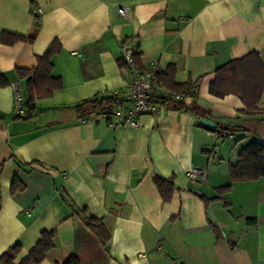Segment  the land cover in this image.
<instances>
[{"label":"crops","instance_id":"1","mask_svg":"<svg viewBox=\"0 0 264 264\" xmlns=\"http://www.w3.org/2000/svg\"><path fill=\"white\" fill-rule=\"evenodd\" d=\"M2 32L32 41L0 42V257L18 245L19 264L53 230L55 245L38 264L70 256L79 264H264V177L218 191L240 150L264 143V92L253 114L241 112L236 95L209 92L226 62L255 50L264 63V0H0ZM126 40L143 67L156 63L174 70L175 83L192 82L205 114L166 102L139 127L111 129L99 112L76 108L102 91L125 92L132 74L117 60ZM53 41L51 74L62 88L14 118L11 82L27 100L17 68L35 67ZM193 166L205 177L190 181ZM156 178L172 182L168 200ZM92 217L109 233L105 244Z\"/></svg>","mask_w":264,"mask_h":264},{"label":"trees","instance_id":"2","mask_svg":"<svg viewBox=\"0 0 264 264\" xmlns=\"http://www.w3.org/2000/svg\"><path fill=\"white\" fill-rule=\"evenodd\" d=\"M38 24V23H36ZM18 41H32V36H24L10 32H2L0 42L12 44ZM60 51V45L53 41L47 49L37 56V64L32 68H17L18 75L26 77L27 100L25 101L26 112L30 111L34 100L51 96L54 90L61 89L63 84L59 77L52 76V61L54 54ZM139 53L133 56L134 62L143 67L138 61ZM120 69H128L127 63L122 56L117 60ZM174 70L170 68L167 72H159L158 78L160 84L169 90L173 95L180 96L179 100H174L170 96L162 98L163 103H172V108L177 110H186L195 115L205 114V111L196 106L193 101L195 97V86L192 82L175 83L173 79ZM5 83V79L0 75V85ZM209 92L216 97H224L228 94L236 95L243 103V114H253L258 110L262 92H264V63H262L257 51H250L244 56L232 59L215 71V78L209 86ZM116 97L105 95L93 100L84 101L76 106L79 110L86 113L109 111L115 104ZM83 108V109H81ZM28 110V111H27ZM227 131H234L237 128H224ZM220 132L217 129L212 130ZM228 133V132H227ZM264 177V143L251 141L246 147L242 148L238 154V159L229 166L230 181L226 186L218 188L219 192L230 189L232 183L237 180H251ZM156 185L162 196V199L168 200L172 191V182L170 180L156 178ZM89 226L96 233L102 243L109 240L107 233L101 225H94L91 222L94 218H89ZM55 232L42 231L40 238L30 251V253L19 264H38L46 253L54 247ZM19 250L15 245L9 248L0 257L2 264H14L13 260ZM62 264H79L74 256H70Z\"/></svg>","mask_w":264,"mask_h":264},{"label":"built area","instance_id":"3","mask_svg":"<svg viewBox=\"0 0 264 264\" xmlns=\"http://www.w3.org/2000/svg\"><path fill=\"white\" fill-rule=\"evenodd\" d=\"M37 12L40 13V9ZM117 12L125 16L127 8H118ZM136 52L137 49L131 41L126 40L122 43L121 56L127 63L132 78L127 83L123 94L119 92L111 94L116 97L114 106L109 111L100 113V116L106 121L107 127L111 129L128 126L139 127L142 115L157 116L165 110L162 101L164 95L160 91L161 84L158 78L160 68L156 63H151L147 67H140L133 59ZM10 87L13 94L12 115L14 118H21L25 115V99L20 81L11 82ZM100 95L105 96V91H102ZM170 97L174 100H179L180 98L178 95H171ZM219 133L220 136L226 135L224 132ZM205 175V170L200 167L193 166L187 170V177L190 181L203 178Z\"/></svg>","mask_w":264,"mask_h":264},{"label":"water","instance_id":"4","mask_svg":"<svg viewBox=\"0 0 264 264\" xmlns=\"http://www.w3.org/2000/svg\"><path fill=\"white\" fill-rule=\"evenodd\" d=\"M199 120L209 130H216L217 124L211 119L201 117Z\"/></svg>","mask_w":264,"mask_h":264}]
</instances>
